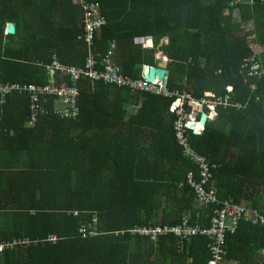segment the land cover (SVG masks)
Returning <instances> with one entry per match:
<instances>
[{"label": "trees", "instance_id": "16d2710c", "mask_svg": "<svg viewBox=\"0 0 264 264\" xmlns=\"http://www.w3.org/2000/svg\"><path fill=\"white\" fill-rule=\"evenodd\" d=\"M91 1L106 18L95 38L98 70L110 54L124 75L143 78L145 66L166 57L171 92L216 99L231 88V103L242 106H218L214 121L202 135L192 133L191 142L217 164L210 187L220 199L264 213V75L248 77L243 68L255 54L264 71V0L231 7L235 0ZM10 22L16 32L6 36ZM83 30V10L73 0H0V83L47 84L45 66L54 57L84 67ZM80 87L81 113L71 121L46 116L25 128L24 95L15 93L0 106V154L10 149L19 155L17 166H0V264H207L206 237L168 234L154 240L131 232L177 226L185 216L191 227L209 225L211 209L197 205L187 182L197 165L183 156L176 140L177 116L171 113L176 98L131 94V105L139 109L128 119L120 116L125 129L116 144L74 146L70 133L61 131L82 121L84 105L97 102L99 90L124 91L123 97L115 93L123 100L128 94L101 82L83 80ZM72 153H80L81 165L66 158ZM87 153L88 161L82 155ZM92 217L97 235L82 238L79 228ZM54 235L56 243L45 241ZM236 245L264 249V228L243 219L235 234H227L226 258ZM241 260L255 264L253 257Z\"/></svg>", "mask_w": 264, "mask_h": 264}, {"label": "built area", "instance_id": "2783aa9c", "mask_svg": "<svg viewBox=\"0 0 264 264\" xmlns=\"http://www.w3.org/2000/svg\"><path fill=\"white\" fill-rule=\"evenodd\" d=\"M83 10L84 30L80 38L84 40L87 46V60L84 67L68 66L62 63L57 57L51 59L50 64L45 66V71L49 76L47 84L22 85L15 83H0V106L7 103V98L15 93L25 94L28 99L29 115L24 121V127L33 128L39 122L42 116H54L60 120L71 121L80 116V82L88 81L91 85L101 82L105 85H112L118 88H125L130 94L136 92H149L154 95L163 96L169 99L176 98L171 111L176 114L177 119L174 122L175 136L178 144L182 147L183 156L194 162L198 166L199 177L194 170L189 171L187 182L193 188L196 202L204 207L211 209L210 221L208 226L199 223L195 227L189 225V218L185 216L182 223L177 226L155 225L152 228H135L131 230L132 234L150 236L157 240L160 236L173 234L179 238L190 236H204L209 242V260L207 264H221L226 258V237L227 234L233 235L237 232L240 222L245 219L254 226L264 228V213L257 208L246 209L242 204L236 203L231 199H220L210 182L213 176V170L218 166L208 162L207 158L200 154L192 145L191 135L196 132H202L204 127L200 126V116L197 110L207 108L210 115L216 114L218 106H234L240 108L239 103H231V95L226 94L216 99L204 98L196 100L191 93L171 92L167 85L162 81L143 78L133 79L124 75L121 69L111 63V55L107 54L102 61L106 63L103 70L97 69V61L94 53L95 38L106 23V18L101 13L100 4L91 0H73ZM241 3L253 4V0H235L230 2V6ZM8 34V32H7ZM248 77L264 75L261 71L262 65L255 55L249 58L243 67ZM186 105L192 108L189 111ZM97 218L92 217L88 223H83L79 228L82 238H90L97 235ZM124 233V232H122ZM49 241L56 243L58 238L51 236ZM27 242V240H23Z\"/></svg>", "mask_w": 264, "mask_h": 264}, {"label": "crops", "instance_id": "0c3cea01", "mask_svg": "<svg viewBox=\"0 0 264 264\" xmlns=\"http://www.w3.org/2000/svg\"><path fill=\"white\" fill-rule=\"evenodd\" d=\"M234 18L236 19L238 18V13L234 16ZM251 27L252 26H249L247 30L251 29ZM7 35L8 34H6V36ZM150 46L151 43L147 44V47ZM252 47L259 53L263 51V48L259 46V43L255 44V42H252ZM165 60L167 61L168 64V59L166 57H163L162 62H160L157 66L161 65ZM143 77H145V69H144ZM117 91H120V97L125 96V92L121 90H116V89L110 91L99 90V92L97 93V96L99 97L97 102L93 101V104L84 105L83 109L85 114L86 113L87 114L84 116L82 121L78 123L79 126L78 124H74L70 132L68 131L63 132L62 130L61 131L62 135L67 136L70 133L71 139L73 140L72 142L75 143L74 146H76L77 142L79 143L80 141H85L86 143L92 144L94 146L99 144H116L118 142V139H120L117 136L118 133H120L121 130L125 129L124 124L126 121H121L120 116L124 115V118L128 119V117L130 116L129 114L136 112L139 109V106L133 107L130 103L131 98L134 99V95H131L129 92H127L128 93V94L126 93L127 98L126 100H123L115 95ZM21 95H24L27 98V95L25 94H21ZM28 114H29V109H28ZM42 117H46V116H42ZM215 118H216V114L209 115L207 118V122L209 120L214 121ZM66 127L68 128L67 125ZM41 128H44L43 131H47V132L50 130L47 123H43ZM203 131L200 133V135H202ZM114 133H116V136H114ZM77 136L80 137V140L77 139ZM27 141L29 142V139H26L20 145L25 146L27 144L26 143ZM79 155L80 153L78 154L72 153L71 157H66V158H70L72 165L73 166L76 165L77 167V165H81L79 160ZM82 155L88 161L89 154L87 153ZM227 157L233 158V155H227ZM18 160H19V155L12 153L10 149L0 154L1 167L17 166ZM238 245H236L234 254L229 256V258L228 257L225 258L221 264H242L241 259H244L246 257H253L255 264H264V249L261 250L259 248L258 251H254L253 248L249 247L247 250L244 251ZM226 251L228 254L227 247H226Z\"/></svg>", "mask_w": 264, "mask_h": 264}, {"label": "water", "instance_id": "95a60500", "mask_svg": "<svg viewBox=\"0 0 264 264\" xmlns=\"http://www.w3.org/2000/svg\"><path fill=\"white\" fill-rule=\"evenodd\" d=\"M6 31L9 34H14L16 32V24L13 22L8 23L6 27ZM159 57L162 58L161 54L159 55ZM169 76H170V71L168 69V64L166 60L159 66H146L145 68V78L150 80V82H153L155 80H160L163 82L164 85H166L168 84ZM207 117L208 114L206 112L201 113L200 126L205 128V125L207 123ZM196 133L197 135H200V132H196Z\"/></svg>", "mask_w": 264, "mask_h": 264}, {"label": "clouds", "instance_id": "9594fccd", "mask_svg": "<svg viewBox=\"0 0 264 264\" xmlns=\"http://www.w3.org/2000/svg\"><path fill=\"white\" fill-rule=\"evenodd\" d=\"M229 7H231L230 6V3H229ZM5 33L7 34V31H5ZM9 34V33H8ZM167 85V84H166ZM229 92L227 93V94H230V92H231V88H229V90H228ZM226 95V94H225ZM223 97V96H222ZM204 99V98H203ZM196 100H201V99H196ZM7 102H8V100H7ZM176 102V100H174V102H173V104H172V106L174 105V103ZM172 106H171V109H172ZM189 106V111L191 110V106L190 105H188ZM216 111V110H215ZM202 112H206L207 114H208V116L210 115V111H209V109H207V108H204V109H202V111H200V110H197V113L199 114V116L201 115V113ZM171 113H173L172 111H171ZM173 114H175V113H173ZM176 115V114H175ZM208 118V117H207ZM200 120V119H199ZM205 129V128H204ZM203 129V130H204ZM175 131V130H174ZM201 133V132H200ZM196 135H197V133H196ZM195 148V147H194ZM200 153V152H199ZM201 154V153H200ZM204 156V155H203ZM207 158V157H206ZM209 162V161H208ZM211 163V162H210ZM215 164V163H214ZM217 165V164H216ZM215 170V169H214ZM213 170V171H214ZM189 173V172H188ZM188 175V174H187ZM198 177H199V173H198V166H197V176H196V178L198 179ZM211 182H212V179H211ZM210 182V184L212 185V183ZM210 185V186H211ZM196 201V200H195ZM197 203V202H196ZM239 204V203H238ZM197 205H199L198 203H197ZM242 205H244V204H242ZM55 236V235H54ZM51 236H49L48 237V239L50 238ZM57 237V236H56ZM199 237V236H198ZM200 237H202V236H200ZM204 237V236H203ZM58 238V237H57ZM207 238V237H206ZM48 239H46L45 241H49ZM59 240V239H58ZM49 242H51V241H49ZM51 243H53V242H51ZM208 260H209V258H208ZM208 262V261H207ZM222 263V262H221Z\"/></svg>", "mask_w": 264, "mask_h": 264}, {"label": "rangeland", "instance_id": "374dc122", "mask_svg": "<svg viewBox=\"0 0 264 264\" xmlns=\"http://www.w3.org/2000/svg\"><path fill=\"white\" fill-rule=\"evenodd\" d=\"M164 40H162V43H163Z\"/></svg>", "mask_w": 264, "mask_h": 264}]
</instances>
